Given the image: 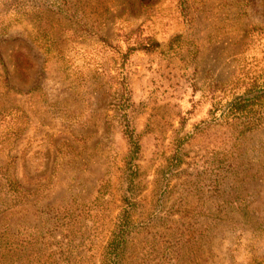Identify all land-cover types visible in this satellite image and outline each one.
Segmentation results:
<instances>
[{"label":"rangeland","instance_id":"1","mask_svg":"<svg viewBox=\"0 0 264 264\" xmlns=\"http://www.w3.org/2000/svg\"><path fill=\"white\" fill-rule=\"evenodd\" d=\"M260 86L264 0H0V264H264Z\"/></svg>","mask_w":264,"mask_h":264},{"label":"trees","instance_id":"2","mask_svg":"<svg viewBox=\"0 0 264 264\" xmlns=\"http://www.w3.org/2000/svg\"><path fill=\"white\" fill-rule=\"evenodd\" d=\"M252 87L247 89L245 92L241 93L240 96H235V98L229 102L227 114L231 115V118H236L237 114L240 113L243 106H248L252 103V101L261 96H264V86H260L257 90H253L254 92H250ZM130 140V146L133 152L137 151V142L133 138V135L128 134ZM123 226L117 229L115 234L107 241L105 245V249L107 250L105 254L101 257L100 264H115V254H117L118 249L121 248V244L123 242ZM114 256V257H113Z\"/></svg>","mask_w":264,"mask_h":264}]
</instances>
